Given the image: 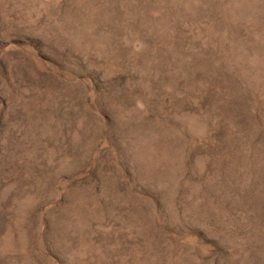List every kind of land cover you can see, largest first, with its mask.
<instances>
[{"label":"rangeland","instance_id":"1","mask_svg":"<svg viewBox=\"0 0 264 264\" xmlns=\"http://www.w3.org/2000/svg\"><path fill=\"white\" fill-rule=\"evenodd\" d=\"M0 264H264V0H0Z\"/></svg>","mask_w":264,"mask_h":264}]
</instances>
